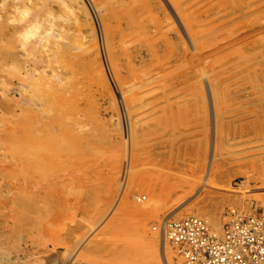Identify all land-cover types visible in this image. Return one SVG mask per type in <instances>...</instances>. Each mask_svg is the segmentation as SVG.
<instances>
[{
  "label": "rangeland",
  "instance_id": "1",
  "mask_svg": "<svg viewBox=\"0 0 264 264\" xmlns=\"http://www.w3.org/2000/svg\"><path fill=\"white\" fill-rule=\"evenodd\" d=\"M229 210L264 218V0H0V264H180L161 221Z\"/></svg>",
  "mask_w": 264,
  "mask_h": 264
},
{
  "label": "built area",
  "instance_id": "2",
  "mask_svg": "<svg viewBox=\"0 0 264 264\" xmlns=\"http://www.w3.org/2000/svg\"><path fill=\"white\" fill-rule=\"evenodd\" d=\"M219 230L205 217L163 219L161 228L184 264H264V218L229 210Z\"/></svg>",
  "mask_w": 264,
  "mask_h": 264
},
{
  "label": "bare ground",
  "instance_id": "3",
  "mask_svg": "<svg viewBox=\"0 0 264 264\" xmlns=\"http://www.w3.org/2000/svg\"><path fill=\"white\" fill-rule=\"evenodd\" d=\"M44 92V91H43ZM43 95V97H45V101L46 102H44V107H45V109H48V110H50V111H53V110H55V109H57L58 110V103H55L56 101H53V100H51L50 99V97H49V95L50 94H46V92L44 93V94H42ZM43 97H42V99H43ZM61 107H62V105H61ZM61 112V111H60ZM57 113H58V111H57ZM66 113V112H65ZM67 115V114H66ZM50 116H52V115H50ZM63 117V116H62ZM67 117H68V115H67ZM67 117H65L66 119H67ZM69 117H71V116H69ZM70 119V118H69ZM68 120V119H67ZM74 121V120H73ZM29 122V121H28ZM31 122V121H30ZM29 122V123H30ZM61 122V121H60ZM66 122V121H65ZM79 122V121H78ZM78 122H75V123H78ZM32 123H33V120H32ZM70 123V122H69ZM72 123V122H71ZM27 124V123H26ZM78 124H80V123H78ZM68 125V124H67ZM31 125L29 124V128H31L30 127ZM37 126V125H36ZM33 127H35V125H33ZM63 128V127H62ZM67 128H68V126H67ZM33 129V128H32ZM29 130V129H28ZM31 130V129H30ZM46 130H48V129H46ZM32 131V130H31ZM40 131V130H39ZM44 132V131H43ZM24 133V132H23ZM29 134H30V131H29ZM43 134V133H42ZM26 135V134H25ZM45 135V134H44ZM40 136V135H39ZM56 136V135H55ZM61 136V135H60ZM25 137V136H24ZM36 137V136H35ZM47 137H49V136H46V138ZM50 137H52V135L50 136ZM20 138V137H19ZM37 139H38V137H36ZM65 138V137H64ZM58 139V138H57ZM62 139V138H61ZM21 140V139H20ZM40 142V144H41V146H43L44 144H46V143H43L40 139H38ZM59 140V139H58ZM18 141V140H17ZM26 141V140H25ZM33 141H34V143H35V141H37V140H34L33 139ZM60 141V140H59ZM23 142V141H22ZM50 143L48 144V145H46V146H48V147H50V154L52 155V154H54L55 155V153H57V151L59 150V147L58 146H60V144H58L59 142H57V140L56 139H53V137L51 138V140L49 141ZM23 143H25V142H23ZM31 143V142H30ZM16 144H18V143H16ZM33 144V143H32ZM25 145V144H24ZM20 146H22V144L20 145ZM29 146V144L26 146V147H28ZM40 146V147H41ZM23 147V146H22ZM19 149H18V152H20V151H22L21 150V148L20 147H18ZM31 148V147H30ZM29 148V149H30ZM38 148V147H37ZM44 148H46V147H44ZM25 148L23 147V150H24ZM32 149V151L33 152H35V151H37V149H34V148H31ZM46 149H48L49 150V148H46ZM62 149V148H61ZM45 150V149H44ZM17 151V150H16ZM25 151V150H24ZM43 152V151H42ZM44 152H46V151H44ZM13 153V152H12ZM25 153V152H24ZM31 154H34V153H31ZM31 154H30V156H31ZM44 154V153H43ZM15 155V154H14ZM21 155V154H20ZM24 155V154H23ZM25 155H27V154H25ZM38 155V154H37ZM33 156L34 155H32V159H33ZM13 157V156H12ZM19 158V157H18ZM21 158V157H20ZM31 158V157H30ZM38 158V157H37ZM43 158V157H42ZM47 158V157H46ZM28 160V159H27ZM41 160V159H40ZM22 161V160H21ZM30 161V160H29ZM28 161V162H29ZM32 161V160H31ZM30 161V162H31ZM34 161V160H33ZM32 163V162H31ZM35 163H36V161H35ZM37 164H38V166H39V163H38V161H37ZM35 165V164H34ZM33 165V166H34ZM32 166V167H33ZM36 166V165H35ZM34 166V167H35ZM37 166V167H38ZM46 166V165H45ZM53 167V166H52ZM42 168V167H41ZM45 168V167H44ZM39 169H40V167H39ZM30 170H31V168H30ZM35 170V169H34ZM41 170H43V169H41ZM45 170V169H44ZM57 170V169H56ZM53 171V170H52ZM45 172V171H44ZM38 173V172H37ZM43 173V172H42ZM46 173V172H45ZM39 174H41V173H39ZM44 174V173H43ZM42 174V175H43ZM54 174V173H53ZM49 174H48V172H47V176H48ZM41 176V175H40ZM43 177V176H42ZM50 177V176H49ZM54 177V176H53ZM48 178V177H47ZM42 179H45V178H42ZM44 186V185H43ZM46 186V185H45ZM196 214V213H195ZM195 214H193V215H195ZM190 216H191V214H189ZM185 216V215H184ZM188 216V215H187ZM200 216V215H199ZM202 217H204L203 215H202ZM182 218V217H181ZM205 218L208 220V222H209V224H210V226L212 227V228H214V229H216V228H218L219 226H217L216 228H215V226L216 225H214L210 220H211V218L209 217V219L207 218V216H205ZM216 230H219V229H216ZM167 240V239H166ZM167 242H168V240H167ZM169 243V242H168ZM166 252V251H165ZM180 257V256H179ZM170 261H171V259H170ZM171 263V262H170ZM180 264H184V262H183V259L180 257V262H179Z\"/></svg>",
  "mask_w": 264,
  "mask_h": 264
}]
</instances>
